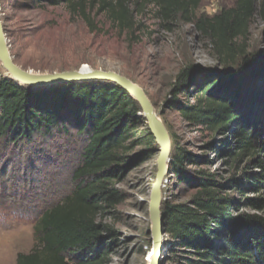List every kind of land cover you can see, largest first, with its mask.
<instances>
[{
	"label": "trees",
	"instance_id": "1",
	"mask_svg": "<svg viewBox=\"0 0 264 264\" xmlns=\"http://www.w3.org/2000/svg\"><path fill=\"white\" fill-rule=\"evenodd\" d=\"M64 5L93 28L90 11L132 33L147 7L171 30L190 23L207 37L220 67L183 66L172 84V104L208 136L200 154L176 148L169 162L175 183L163 201L166 256L175 264H264V48L249 46L251 25L264 20V0H234L213 15L198 13L201 0H32ZM182 97V99H180ZM137 103L105 81L30 89L0 77V140L11 148L80 137L73 187L34 213L35 245L15 264H109L106 245L116 239L100 217L121 196L117 184L126 151L141 122ZM141 134L142 131H139ZM142 138L147 157L153 137ZM215 143L217 146H215ZM217 147V148H216ZM214 156L207 158V152ZM218 157L226 177L202 168ZM224 171V172H225Z\"/></svg>",
	"mask_w": 264,
	"mask_h": 264
},
{
	"label": "rangeland",
	"instance_id": "2",
	"mask_svg": "<svg viewBox=\"0 0 264 264\" xmlns=\"http://www.w3.org/2000/svg\"><path fill=\"white\" fill-rule=\"evenodd\" d=\"M233 1L201 0L197 12L213 15ZM90 17L93 28L64 5L0 0V20L16 65L32 73L81 67L82 71L118 72L140 85L151 99L170 134L171 158L176 148L200 154L208 136L179 115L172 104L171 91L175 75L187 64L220 67L209 39L186 22H175L171 30L166 29L151 6L136 15V27L130 34L120 31L103 14L90 11ZM249 46L264 48V20L257 16L251 25ZM2 76L7 77L0 64ZM37 88L41 87L30 89ZM136 128L133 138L137 143L126 151L129 162L117 184L121 200L100 217L116 234L111 242L105 235L111 253L109 264H149L151 258L148 202L158 151L153 142L154 154L146 156L150 147L139 139L147 130L142 118ZM81 141L74 132L20 148L7 147L0 140V264H15L17 253L32 250L34 213L45 204L56 202L73 187L71 170L78 162ZM206 152L210 158L215 150ZM201 166L217 170L224 177L228 175L218 157L211 165ZM174 183L168 172L163 188L166 198ZM166 254L164 248L162 264H175L173 256L165 259Z\"/></svg>",
	"mask_w": 264,
	"mask_h": 264
},
{
	"label": "water",
	"instance_id": "3",
	"mask_svg": "<svg viewBox=\"0 0 264 264\" xmlns=\"http://www.w3.org/2000/svg\"><path fill=\"white\" fill-rule=\"evenodd\" d=\"M0 64L6 71L7 77L21 86L35 88L74 81H105L122 88L137 103L140 109L138 115L144 120L148 133L153 137L157 147L156 150L158 151L156 156V171L148 202L149 233L152 249L149 264H162L163 260L161 257L165 248L162 205L166 199L163 188L171 160V138L163 120L144 89L128 77L112 70L90 69L89 71H82L81 67L77 70L45 73L26 71L14 63L9 53L1 20Z\"/></svg>",
	"mask_w": 264,
	"mask_h": 264
},
{
	"label": "bare ground",
	"instance_id": "4",
	"mask_svg": "<svg viewBox=\"0 0 264 264\" xmlns=\"http://www.w3.org/2000/svg\"><path fill=\"white\" fill-rule=\"evenodd\" d=\"M151 248V247H150ZM152 249H150V251H151ZM152 256V252H150V257Z\"/></svg>",
	"mask_w": 264,
	"mask_h": 264
},
{
	"label": "built area",
	"instance_id": "5",
	"mask_svg": "<svg viewBox=\"0 0 264 264\" xmlns=\"http://www.w3.org/2000/svg\"><path fill=\"white\" fill-rule=\"evenodd\" d=\"M168 181V180H167ZM167 183V182H166Z\"/></svg>",
	"mask_w": 264,
	"mask_h": 264
}]
</instances>
